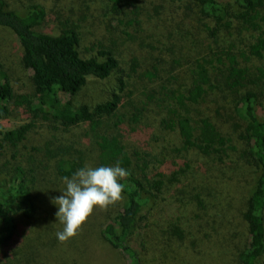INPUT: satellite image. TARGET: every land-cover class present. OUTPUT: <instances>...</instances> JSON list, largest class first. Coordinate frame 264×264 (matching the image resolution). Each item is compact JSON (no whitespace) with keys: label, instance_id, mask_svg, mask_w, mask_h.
Segmentation results:
<instances>
[{"label":"trees","instance_id":"obj_1","mask_svg":"<svg viewBox=\"0 0 264 264\" xmlns=\"http://www.w3.org/2000/svg\"><path fill=\"white\" fill-rule=\"evenodd\" d=\"M109 1L110 11H126L135 27L134 34L136 31L140 35L136 0ZM182 1L185 0H168ZM189 1L194 5L195 20L211 24L203 25L213 39L214 47H206L209 53L204 50L200 58H187L190 62L186 67L177 54L170 56V72L166 71L163 79L157 58L140 64L138 57L133 56L127 68L137 97L131 91L123 97L112 95L88 106L74 100L89 79L103 81L119 71L121 62L114 47L98 44L96 51L92 49L95 55L82 58L75 27L58 22V34L53 35L40 29L46 17L40 6H30L19 14L0 0V30L14 38L20 51L17 67L29 74L28 91L17 93L10 73L0 64V126L14 115L29 120L7 130L0 129V149L7 146L14 150L9 159L0 160V264H46L40 248L58 244L49 242L50 232L33 239L32 220L38 210L36 188L41 187L38 175L42 171L48 170L62 179L71 177L85 164L117 163L128 172L123 181L125 188L116 214L104 219L99 236L125 264H142L140 253L131 244L136 226L142 221L140 214L156 205L161 195L172 194L171 188L179 184L182 172L190 169L188 155L223 161L235 150L232 139L200 110L205 99L217 91L232 98V114L242 124L238 126L239 140L244 146L242 156L253 171L240 213L246 236L236 249L235 258L237 264H264V115L258 114L264 98V0ZM222 33L226 39L218 41ZM15 42L8 45L10 50ZM132 45L139 51L156 49L150 43L139 44L136 39ZM119 84L121 90L122 81ZM156 84H161L157 90ZM135 86L141 89L136 91ZM151 118L160 130L176 139L179 147L155 152L124 140L122 132L125 134L129 128L135 134L136 127ZM35 120L51 125L49 131L53 134L43 145L39 161H26L22 156L18 160L15 150L26 140ZM80 126L86 130L78 143L86 140V152L79 144L61 143L59 137ZM179 161H183V169L179 168ZM24 163L27 165L23 166ZM164 171L172 172L168 175ZM174 202L179 204V191ZM188 202L197 210L203 207L197 193H190ZM171 220L163 233L166 238L179 241L184 238L179 218ZM23 224L27 233L21 238L19 229L23 232Z\"/></svg>","mask_w":264,"mask_h":264},{"label":"rangeland","instance_id":"obj_2","mask_svg":"<svg viewBox=\"0 0 264 264\" xmlns=\"http://www.w3.org/2000/svg\"><path fill=\"white\" fill-rule=\"evenodd\" d=\"M4 1L11 10L19 14L30 6H40L46 14L40 29L44 28L53 35L58 34V22L65 23L69 28L75 27L79 36L78 51L82 58L95 55L94 50H97L98 44L102 47H114L121 62L119 71L103 81L89 79L76 96L74 100L76 104L93 106L112 95L123 97L131 91L135 93L132 90L133 81L128 74L129 67L127 68V63L133 56L138 57L140 64H147V61L151 63L153 58H157L161 67L160 77L163 79L166 71L170 72L171 67L167 65L171 61L170 56L177 54L176 56L184 59L181 63L186 67L190 62L187 58H200L204 50L209 53L206 48L209 44L214 47L213 39L203 28V25L211 27V24L195 20L194 5L189 0L180 3H170L168 0H136L135 6L140 13L138 28L140 35H137L136 31L134 34L135 27L130 24L126 11H122L121 14L110 11L109 0ZM224 36L225 33H222L218 41H222ZM1 39L5 42H0V64L10 73L14 91L17 93L28 91L29 74L19 69L16 63L20 57L17 43L12 36L0 30V41ZM133 39L139 44L150 43L156 49L152 52L136 50L132 45ZM12 42H15V46L10 50L8 45H12ZM119 81L123 83L121 90ZM160 85L156 84V90ZM138 86L142 85L139 83ZM138 86H135L134 90H140ZM137 95L135 93V97ZM260 105L262 107L258 109V114L262 116L264 98ZM200 110L223 134L232 139L235 150L229 152V158L223 161L193 153L188 155L190 169L182 172L179 184L171 188L172 194L161 195L156 205L140 214L143 215L142 221L136 226L137 231L131 239V244L140 253L142 264H237L236 249L246 236L240 213L252 184L253 171L242 156L244 146L239 140L238 129L241 123L232 114L231 96L217 91L205 99V104L200 106ZM23 119L20 115H14L11 120L3 123L0 129L3 131L29 122ZM154 119L157 120L155 116ZM48 125L46 122L34 121V127L26 140L15 150L16 159L19 160L22 156L26 161L29 158L35 162L39 161L43 145L53 134L49 131L51 125ZM136 128L135 134L131 133L129 128L125 134L122 132L127 143L143 148L149 147L155 152H159L160 148L179 147L176 139L160 130L157 123L153 122V118L149 121L146 119ZM85 130L86 127L80 126L61 133L59 136L61 143L78 145ZM86 143V140H83L79 144V148L85 152ZM91 150L89 147L90 158ZM13 152L12 148L2 146L0 160L9 159ZM182 163L183 161H179L180 169H183ZM26 165L27 163H24L23 166ZM171 172L165 173L169 175ZM38 179L41 187L36 188L38 210L32 220L33 239L41 235L40 233L50 232L52 239L49 242H58L40 248L41 257L46 264H125L120 255L102 240L98 231L106 217L116 214L120 200L112 204L113 206L95 208L77 234L61 243L55 238V232L61 230L62 225L56 219L57 209L51 203V197L60 195L65 184L63 179L54 177L48 170L42 171ZM178 191L179 204L174 202ZM190 193L199 195L203 205L200 211L194 204L188 202ZM177 206L178 209L175 210ZM170 217H173L172 220ZM177 218L184 236L179 241L168 239L163 233L170 220L174 221ZM22 228L23 232L19 229L21 238L27 233L24 224ZM73 240L76 243H73Z\"/></svg>","mask_w":264,"mask_h":264},{"label":"clouds","instance_id":"obj_3","mask_svg":"<svg viewBox=\"0 0 264 264\" xmlns=\"http://www.w3.org/2000/svg\"><path fill=\"white\" fill-rule=\"evenodd\" d=\"M127 175V170L117 163L113 166L85 164L71 177H63V192L51 197L57 209L56 219L62 225L55 232L57 241L63 243L74 237L95 208H106L119 201Z\"/></svg>","mask_w":264,"mask_h":264}]
</instances>
